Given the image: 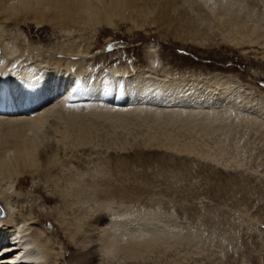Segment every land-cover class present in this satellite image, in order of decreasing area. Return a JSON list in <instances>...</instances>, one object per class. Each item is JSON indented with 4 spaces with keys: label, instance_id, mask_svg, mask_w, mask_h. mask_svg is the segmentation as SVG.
<instances>
[{
    "label": "rangeland",
    "instance_id": "obj_1",
    "mask_svg": "<svg viewBox=\"0 0 264 264\" xmlns=\"http://www.w3.org/2000/svg\"><path fill=\"white\" fill-rule=\"evenodd\" d=\"M156 1L159 0H139L136 10L127 11L130 18L121 24L120 29L105 31L97 38L90 35V30H85L82 36L76 33L69 37L57 27L29 25L20 28L6 22L0 24L1 40L11 42L18 49L15 59L9 60L19 62L12 64L14 69L24 61L23 53L29 57V62L44 67L45 71L58 63L65 70H68L66 65L73 71L79 66L86 68L88 72L82 75L80 83L84 93L71 92L77 106L94 101L103 103V74L119 68L121 73L130 70V75H135L126 79L127 73L118 82L110 77L112 86L115 82V92L118 85L125 82L127 93L135 94L124 100V87H120L118 95L111 89L113 106L122 107L135 102L139 92L144 95L142 104H165L153 99L154 91L165 102H170L166 89L172 80L164 84L165 88L159 86L162 74L170 75L172 79L186 77L204 82L211 96H220L223 89L230 94L234 81L237 86L233 113L252 124L263 122L264 0H213L215 13L221 12L219 5L234 6L235 10L231 9L232 13L221 20L199 0L200 4L192 0V5L185 0H170L174 1L171 17H159ZM231 21L242 22L240 24L252 29L256 26L261 38L258 40L253 35L251 43L246 41L238 47L226 44L224 38L228 36ZM32 42L40 49L39 53L31 52L29 45ZM90 45L91 49L80 56L77 51L64 53L61 48L74 50L81 46L80 49L84 50ZM5 67L11 73L9 64ZM137 69L157 71V87L153 91H136L139 89L135 82ZM46 89L54 92L55 82ZM89 93L93 97L84 96ZM227 102L216 100L214 103L219 108L228 106ZM84 117L86 120L79 119L78 126L87 129L78 132V140L76 132L71 131L72 142H77L76 145L72 142L59 144L61 135L53 133V137L42 139L41 150L48 149V145L63 150L66 153L63 154L66 156L63 158L64 175L67 176L69 171L66 169H70L85 182L96 180L99 193L94 194L91 188L78 196L75 216L70 210V202L64 205L62 200L59 201L53 184L55 178H48L42 172L44 177L26 180L24 186L26 191L39 186V191L29 192L32 200L27 203L43 210L61 232L62 237L58 239L51 235L56 238H51L55 261L68 256V263L61 264L90 262L89 250L93 245L99 250L100 234L109 223V219L103 216L107 215L103 205L111 203L172 215L180 224L181 240L171 249L166 247L169 244H162L157 249L143 251L137 259L124 256L125 259L119 257L109 262L99 250L98 264H264V128L252 127L244 120L232 118L222 124L216 122L212 128L204 130L210 123L207 114L197 121L193 119L190 126L180 123L169 128H165L167 125L159 127L160 121L154 122L150 116L146 118L137 113L127 114L122 121L117 116L107 120L105 116L85 113ZM51 131L53 129L48 126L45 133ZM70 160L78 163L77 172L70 166ZM48 185L52 187L49 189ZM43 196L56 201L43 204ZM26 201H23L24 206H27ZM21 214L33 217L36 213L32 209ZM75 218L82 226L77 238L74 237ZM33 226L35 231L36 224Z\"/></svg>",
    "mask_w": 264,
    "mask_h": 264
},
{
    "label": "bare ground",
    "instance_id": "obj_2",
    "mask_svg": "<svg viewBox=\"0 0 264 264\" xmlns=\"http://www.w3.org/2000/svg\"><path fill=\"white\" fill-rule=\"evenodd\" d=\"M138 1L0 0V24L11 22L16 27L20 28L29 27V25H35L37 28L52 26L61 28L62 32L69 37L74 36L73 34L76 33L82 36L85 30H90V35L93 38H97L105 31L120 29L121 24L130 18V16H127V11L131 12V10H136L137 6L139 7ZM159 1H156L159 17L162 16L166 18L170 16V10L175 0L173 2L165 0L161 3H159ZM185 1L190 4L192 0ZM197 1H195V3H197L196 5H199L202 1L203 6L209 8L211 12L214 13L213 15L219 18V20L232 13L231 9L235 10L231 3L230 7L219 5L221 12L215 13V3L213 0H199V4ZM192 2L194 3V0ZM141 13H144V11ZM145 16H147V14H145ZM160 19L162 20L163 18ZM240 23L239 21L230 22V30H228L227 33L228 36L224 38L226 44L238 47L246 43V41L251 43V36L253 35L256 36L258 40L261 38V34L259 35L256 26L252 29ZM238 38H241V40L239 41ZM33 44L34 42L29 45L31 46V52L33 54L39 53L40 49ZM0 46L3 55L0 57V206L5 211V215L0 217L1 264L68 263V256H62L56 261L54 260V255L51 251V238H53L51 235L58 239L62 237L61 232L52 225L51 220L47 218V214H45L43 210H37L36 207L33 208L32 205L27 203L32 200L29 197V192L32 190L39 191L40 188L35 185L26 191L24 189L26 180H37L38 177L43 176L42 172H44L45 176L48 178H55L53 184L55 190H57L56 193H58L57 197L59 201L62 200L61 202L64 205L70 202L71 204L69 203L70 206L69 204L68 206L75 216H77L76 214L78 213V196L83 195L85 191L91 188L94 194L99 193V184L95 182L96 180L85 182L82 178L78 179V174L74 173L73 170L71 171L66 168L69 174L67 176L64 175L63 158L66 156L63 157V154L66 153L63 152V150L62 153L55 145H48V149L46 148L47 150H41L42 139L45 136L53 137V133L55 135L58 134L59 136L61 135L60 141L58 140L59 144L68 143L73 141L71 131L74 130L78 140V132L80 134V132L83 133L82 131L87 129V127L80 126V128L78 126L79 119L84 121L85 113L97 117L105 116L107 120H111L112 116H117L121 121L127 114L131 115V113H137L141 116H146V118L150 116L149 119L154 122L159 123L160 121L159 127L167 125L165 128L175 127L180 123H185V127L190 126L193 119L197 121L198 118H203L204 114H207L210 123H208L209 126H206L204 130L212 128L216 122H221L222 124L232 118L236 121L244 120L242 116L233 113L234 110H232L233 108L236 110L234 89L237 83L234 81L231 82L233 90L230 94L223 89L220 96H217V94L211 96L204 82L202 83L201 81H195L193 78L186 77L172 79L170 75L162 74L161 78L163 80L159 83V86L165 88L164 84L168 80H172L168 83L166 89V92L170 95V102H165L164 99L154 91V95H152L153 99L160 104H165L153 106L150 104H142L141 97L144 95L139 92L137 93L138 96L135 102L131 101L128 105L122 107L113 106L110 96L111 89L112 93L118 95L121 90L120 87H124V100H127L135 94L127 93L125 82H121L118 85L117 93L115 92V82L112 86L110 77L113 76L114 80L118 82V80H121L123 75L127 73L128 77L126 79L135 75H130V70H124L121 73L119 68L110 74H103L105 78V88L102 92V94L104 93V99H101V101L104 104L91 100V102H94L77 106V102L72 103L76 99L71 92L73 93V91L78 90V94L84 93L80 89V83L82 75L88 72L86 68L79 66L78 69L76 68V70L73 71L66 65L68 70H65L60 66V63H58L54 64V66H48L49 68H46L45 71L44 67L42 69L41 67L34 66V63H31V61L28 63L29 57L23 53L22 56H24V61L22 60L23 62L16 65L14 69L12 64H18L19 62L16 63V61L13 62L9 60L15 59L14 54H16V50L18 49L15 48L16 46H12L11 42L2 41L1 35ZM91 47L92 45L84 50L80 49L81 46H76L74 50H66L64 47L61 48L62 51L64 50V53L77 51L78 56H80V54L83 55V53L88 52ZM7 64H9L11 73L8 71V67H5ZM116 71L117 74H114ZM135 73H137L135 76L136 88H139L136 89V91H153L157 87L155 79V76H158L157 71H142L137 69ZM54 82L56 86L54 92H50L48 89L44 90ZM91 90L92 89H90V91ZM84 96L93 97L92 93ZM216 100L221 102L228 101V106L223 105L217 108L214 103ZM169 103L173 104V106L169 105ZM2 111H4V113H2ZM149 119H147V121ZM141 121H144V119H141ZM244 121L252 127L256 125V127L264 128V121H258L257 124H252L246 120ZM48 126L53 129V132L45 133ZM251 126L250 128H252ZM86 134H84V137ZM86 138H88V136H86ZM76 143L72 142L73 145H76ZM72 159L73 158H71V160ZM76 159L78 158L76 157ZM71 160L69 164L77 172L78 163H74ZM48 178L47 181L49 180ZM47 187L50 189L52 186L48 185ZM23 201H26L27 206H24L25 203ZM55 201L56 199L54 200L53 198L43 196L42 203L49 204ZM111 205L113 204L109 203L103 205L107 217L105 215L103 216L109 219V223L108 226L102 230L99 237V250L104 255L103 258L107 261L111 262L119 257L123 259L126 257L137 259L141 257L143 251L157 249L159 246H162V244H169L166 247L171 249L181 240L180 224L172 215L160 213L158 212L159 210L157 212L156 210L139 211L132 206H119V204ZM32 209H34L36 213L33 217L30 214H21V212H28ZM63 215L64 214L61 213L62 217ZM77 218H75V222L73 221L75 223L73 225L75 230L74 237L76 238L78 237V232H82V226ZM34 223L36 224L35 231L33 226ZM67 225L70 226L69 224ZM31 230H33L34 233H31ZM10 243L12 245H9ZM89 244L92 245L93 242ZM99 250L96 248V245L90 248L89 254L91 260L87 264H98L97 252Z\"/></svg>",
    "mask_w": 264,
    "mask_h": 264
},
{
    "label": "snow or ice",
    "instance_id": "obj_3",
    "mask_svg": "<svg viewBox=\"0 0 264 264\" xmlns=\"http://www.w3.org/2000/svg\"><path fill=\"white\" fill-rule=\"evenodd\" d=\"M0 250H2V249H0Z\"/></svg>",
    "mask_w": 264,
    "mask_h": 264
},
{
    "label": "water",
    "instance_id": "obj_4",
    "mask_svg": "<svg viewBox=\"0 0 264 264\" xmlns=\"http://www.w3.org/2000/svg\"><path fill=\"white\" fill-rule=\"evenodd\" d=\"M1 211V210H0Z\"/></svg>",
    "mask_w": 264,
    "mask_h": 264
}]
</instances>
